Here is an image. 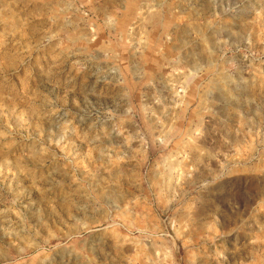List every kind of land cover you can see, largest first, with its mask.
I'll return each mask as SVG.
<instances>
[{"label":"rangeland","instance_id":"rangeland-1","mask_svg":"<svg viewBox=\"0 0 264 264\" xmlns=\"http://www.w3.org/2000/svg\"><path fill=\"white\" fill-rule=\"evenodd\" d=\"M0 264H264V0H0Z\"/></svg>","mask_w":264,"mask_h":264}]
</instances>
